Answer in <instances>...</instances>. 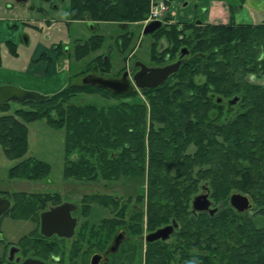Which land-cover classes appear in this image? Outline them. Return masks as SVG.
Instances as JSON below:
<instances>
[{"label":"trees","instance_id":"obj_1","mask_svg":"<svg viewBox=\"0 0 264 264\" xmlns=\"http://www.w3.org/2000/svg\"><path fill=\"white\" fill-rule=\"evenodd\" d=\"M149 2L128 0L127 10L132 14L140 7L143 18ZM192 52L189 65L174 80L148 92L149 110L135 102L104 109L75 105L70 98L83 89L69 86L45 102H27L43 105L40 113L17 111L0 117V146L10 160L21 162L12 167L14 176L40 180L49 167L25 159L28 123L49 118L51 126L64 130L68 178L90 182L95 179L91 174L101 172L104 179L116 181L147 173L152 231L172 219L180 224L175 245L160 242L148 247V264H264V230L229 205V194L236 190L264 207V86L249 81L264 77V23L228 22L194 31ZM215 97L222 103L214 102ZM235 97L239 98L235 109L238 104L242 108L237 118L232 117L236 110L226 109L227 101ZM153 136L160 139L156 145ZM192 146L195 150L188 153ZM199 180L211 191L218 208L214 215L189 211ZM47 195L22 196V203H13L12 217L39 223ZM223 203L226 208L219 209ZM179 249L183 258L177 259Z\"/></svg>","mask_w":264,"mask_h":264},{"label":"flooded vegetation","instance_id":"obj_2","mask_svg":"<svg viewBox=\"0 0 264 264\" xmlns=\"http://www.w3.org/2000/svg\"><path fill=\"white\" fill-rule=\"evenodd\" d=\"M175 1L180 6L178 12L172 8ZM127 3L128 0H0V67L4 66L3 51L18 59L19 47L28 48L33 44L29 64L45 62L49 66L47 74L53 66L57 67L59 72H66L67 80H79L78 84L69 82V86L80 87L82 93L105 91L115 95L111 90L85 84L87 76L117 80L125 77L134 88L131 94L121 95L127 97L136 91L145 93L152 90L139 89L135 84V76L146 68L167 67L180 62L179 70L166 82L174 80L192 60L194 31L230 22H210L207 18L209 6L194 3L193 0H150L148 12L143 18L139 17L140 7L131 14ZM229 7L231 11L232 6ZM153 22H160V27L152 33H145L146 27ZM74 24L81 25L87 33L75 32L69 27ZM107 24L111 27L106 28ZM72 36L73 41H68ZM114 50H117L122 62L116 73H113L110 58ZM71 70L77 72L70 75ZM249 81L254 86H264V77L255 76ZM218 98L215 97V100ZM229 101L226 109L233 112L235 105L230 106ZM141 196L136 200L139 201L137 205L122 202L116 197L118 204L121 202L119 208L108 207L113 217L101 221L98 226L89 225V218L81 222L86 210L82 203H73L78 207L72 213L77 225L70 238L58 235L47 237L41 233L40 221L38 225L31 220L37 224V229L11 245L0 259V264H148L149 254L145 248L154 243L169 242L180 227L166 241L148 242L147 235H138L148 215V206L144 203L143 207L140 206ZM249 198L254 207L244 212L234 209L230 199L229 205L240 216L254 218L258 210L253 199ZM62 203L49 204L41 213ZM225 208V203L220 204L219 209ZM123 209H128L129 213ZM190 212L198 214L193 212L192 203ZM109 233L111 238L108 241L105 234ZM117 237L121 238V242L114 252L111 249Z\"/></svg>","mask_w":264,"mask_h":264},{"label":"rangeland","instance_id":"obj_3","mask_svg":"<svg viewBox=\"0 0 264 264\" xmlns=\"http://www.w3.org/2000/svg\"><path fill=\"white\" fill-rule=\"evenodd\" d=\"M227 2L232 4L234 0H227ZM226 6H230V5L227 4ZM172 8L173 10H176V12L180 11L179 10L180 6L178 1L172 3ZM234 10L235 9L232 7L231 11L234 12ZM69 27L74 28L75 29L74 31L77 33H81V31L83 33H87L86 30L79 24L70 25ZM105 27L110 28L111 24H107L105 25ZM29 34L31 35V33ZM73 38L74 36L68 39V41L72 42ZM2 40L3 39H1V41ZM33 48H34L33 44H31V46L28 48L25 46H20L19 47L20 58L18 59L12 57L6 51H3L4 65L10 66L13 64L14 65L13 67L16 68H23L28 66L29 65L28 60L32 55ZM110 55H111L110 58L113 63V70H114L113 73H116L118 72V69L121 68L122 62L120 56L118 55L117 50H114L113 53H110ZM80 66L83 65L81 64ZM75 72H77V70L76 71L71 70L70 75L74 74ZM198 79L199 78H196V80ZM69 82L72 84H78L79 80L77 81L76 79L71 78V81H69L68 79L64 84L69 85ZM7 85H13V83H7ZM14 86H18V85L14 84ZM60 86L61 84H59V87ZM65 87H61L60 90H62ZM60 90H58V92ZM150 96H151L150 93L148 92L143 93L140 91L139 92L136 91L133 95L127 97L126 96L115 97L110 93L106 95L104 92L94 93V94L80 93L76 96H72V98H70V102L75 105H83V106L96 105L99 109H104L106 107L114 106V105H120L121 103L127 104V103L135 102L146 105L149 110ZM214 102H216V100ZM44 109L45 107L41 104L27 103L21 105L16 102H11L9 104H6L3 108L0 109V117L5 115H15L17 111L40 113L41 111H44ZM241 110H242L241 104L240 105L238 104L236 106L237 113H235L232 117L237 118V114ZM150 125H151V121L149 119L147 126V134H148L147 139L149 137V134L151 137ZM159 126L160 125L158 124L156 125V131H158ZM28 128H29V151L25 159H29V160L37 159L45 163L49 167V172L44 174L42 177H40V180H27L24 178H19L14 176L11 172V169L12 167L16 166L17 164H20L21 162L20 160L19 161L10 160L7 157L4 149L0 146V197L6 196L11 201H13V203H15L16 201L17 202L20 201L19 203H22L21 202V200L23 201L22 196L28 198V196L30 197L39 196V195L45 196V194H49L47 195L49 197L46 198V206L58 202L59 203L71 202L75 204L82 203L83 208H85L86 210L85 211L86 216L81 217L82 219L81 222L89 218L90 220L89 225L96 224L97 226L101 223V221L113 217V214H111L110 210L108 209V207H110L108 204L113 205L115 209L119 208L118 205L121 202H119V204L118 203L115 204L114 203L115 197H119V200H121L122 202L129 201L131 205L134 204L137 205L139 201L137 202L136 200L139 198V195H143L141 196L140 199V202H142L140 203V206L143 207L144 204L147 206L148 201L147 199H145V197L148 198V194H150L149 193L150 187L148 184L147 173H145V177L142 176L140 178L139 177L131 178L124 176L116 181H108L104 179L102 177L101 172H99L98 174H91L90 176L94 177L95 179L94 181H90V182H83V181H78L74 178H68L66 176V170H65L66 150H65V142H64V130L63 129L59 130L51 126L49 118H44L32 123H28ZM153 138L155 139V145L159 143L160 139H158L157 136H153ZM194 150L195 148L192 146L190 150L187 152L188 153L190 151L193 152ZM146 158L149 159L148 144L146 145ZM94 159L95 162H97V166L102 167L101 159H99L98 156H96ZM40 168L41 167H38V169ZM187 179L185 180L188 181ZM203 183H205L203 182V180L198 181L197 183L198 188L196 194L202 192L201 187ZM235 191L236 190L230 192L229 198L232 195V193H234ZM193 198L191 197L190 203H192ZM143 199H145V201ZM252 199L253 202L256 204L257 207L256 210H258V214L252 219L249 216H246L247 217L246 219L248 221L250 220L251 224L254 227L264 230V213L260 214L261 211H264V207L262 206L259 207L254 197H252ZM218 204L219 202L215 200V205L218 206ZM45 207L43 209H45ZM42 210H39L38 213L39 215ZM123 210L129 213L128 209H123ZM12 215L13 214L10 211L5 216H3L0 221V228L2 232L0 235V259L6 255L11 245L18 243L23 237L27 235L30 236L31 233H33L37 229V224L32 222L31 220L14 219ZM129 219H131L130 216ZM183 225L185 226L186 223L183 222ZM142 226L143 227L141 228V231L138 235H143V237H145L152 231L154 226L151 225V223H149L148 215H147V221L144 222ZM105 237L109 241L111 238L110 233L107 235L105 234ZM176 241H178V239H176V237H173L169 241V244L173 246L175 245ZM146 248H145V252L148 251V247ZM141 250L143 256L144 251L143 249ZM179 251L180 252H178L176 256L177 259L183 258L181 253L182 251L180 249ZM148 253L149 252H147V254Z\"/></svg>","mask_w":264,"mask_h":264},{"label":"water","instance_id":"obj_4","mask_svg":"<svg viewBox=\"0 0 264 264\" xmlns=\"http://www.w3.org/2000/svg\"><path fill=\"white\" fill-rule=\"evenodd\" d=\"M160 27V22H153L146 27L145 33H152ZM180 62L167 67L146 68L139 72L134 80L136 87L142 90L153 89L163 85L170 75L179 70ZM145 67V66H144ZM143 78V79H142ZM85 84L94 85L100 88L111 90L115 95L131 94L134 90L131 82L123 77L122 79H106L97 76H87L84 79ZM39 92L26 90L14 85L0 86V108L11 102L24 104L27 102H45L48 100ZM221 103L222 98L217 100ZM239 101L238 97L229 101L230 106H234ZM202 192L195 195L192 200V210L194 213H210L215 214L218 208L214 207L211 199V191L208 185H202ZM231 206L239 212L252 209L254 206L249 197L242 193H233L230 197ZM13 207V201L8 197H0V219L5 216ZM78 209L77 205L64 202L58 206L52 207L48 211H44L40 215L41 233L47 237L58 235L61 237L70 238L73 236L77 219L72 216V213ZM180 224L174 220L171 225L162 227L155 232L146 236L148 242H155L158 240L166 241L179 229ZM121 238L117 237L112 246V251H116Z\"/></svg>","mask_w":264,"mask_h":264},{"label":"crops","instance_id":"obj_5","mask_svg":"<svg viewBox=\"0 0 264 264\" xmlns=\"http://www.w3.org/2000/svg\"><path fill=\"white\" fill-rule=\"evenodd\" d=\"M194 3H204L209 6L208 19L210 22L235 24H261L264 23V0H234L232 4L227 0H193ZM231 5L235 10L229 12ZM10 66L0 67V85L13 83L26 90L37 91L43 95L51 96L58 93L67 79L64 71L59 72L58 68L53 66L47 74L49 66L45 63L29 64L23 68ZM59 84L61 86L59 87ZM67 85L62 90L68 88ZM60 90V91H62ZM54 91V92H53ZM59 91V92H60ZM53 92V93H52Z\"/></svg>","mask_w":264,"mask_h":264}]
</instances>
